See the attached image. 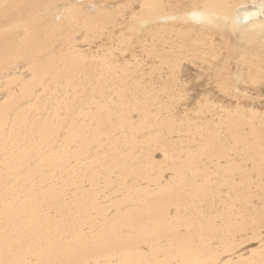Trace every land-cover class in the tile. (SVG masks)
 Returning <instances> with one entry per match:
<instances>
[{
  "label": "bare ground",
  "instance_id": "6f19581e",
  "mask_svg": "<svg viewBox=\"0 0 264 264\" xmlns=\"http://www.w3.org/2000/svg\"><path fill=\"white\" fill-rule=\"evenodd\" d=\"M77 1L0 0V101H10L0 106V264H264L262 126L245 122L255 110H222L226 132L214 136L206 117L181 118L171 101L199 80L237 101L264 97V0H134L97 16ZM58 8L65 24L48 20ZM88 38L97 50L81 53ZM128 81L153 100L168 91L162 116L123 91L112 107L104 88ZM70 86L91 93L61 107L62 125L45 129L18 111L21 101L66 98ZM246 126L254 142L243 148ZM79 143L83 155L70 153ZM145 144L161 145L165 165L135 161ZM72 161L79 173L89 164L86 180L37 178ZM116 173L132 177L115 184ZM245 236L261 238L249 257L236 254Z\"/></svg>",
  "mask_w": 264,
  "mask_h": 264
},
{
  "label": "rangeland",
  "instance_id": "374dc122",
  "mask_svg": "<svg viewBox=\"0 0 264 264\" xmlns=\"http://www.w3.org/2000/svg\"><path fill=\"white\" fill-rule=\"evenodd\" d=\"M104 1V2H103ZM130 1V2H129ZM136 1V0H135ZM134 0H78L77 2L78 3H81V7L83 6L84 8H87L86 10L87 11H89V10H91V9H93V11L95 12V13H92L93 15H96L97 16V14L99 15V13H101L103 10L105 11V10H107V9H109V10H114V8H115V10H117L118 8H121L122 6H127V5H130V3L132 2V3H136ZM99 2V3H98ZM122 2V3H121ZM129 2V3H128ZM88 4V5H87ZM101 4V5H100ZM109 4V5H108ZM115 4H117V5H115ZM123 4V5H122ZM108 5V6H107ZM113 5V6H112ZM93 6H94V8H93ZM117 6V7H116ZM106 7V8H105ZM113 7V8H112ZM98 9V11H97V9ZM102 8V9H101ZM60 9V10H59ZM62 9H65L66 10V8H58L57 10H54L53 12H51L50 14H49V16H48V20L49 21H53V22H55V23H57L58 25L60 24V25H62V24H65L67 21H68V16L66 15L67 13L65 12V11H62L61 12V10ZM59 11V12H58ZM57 12V13H56ZM65 12V14H63ZM90 12V11H89ZM51 15V16H50ZM47 16V15H46ZM65 17V18H64ZM65 20H66V22H65ZM82 40H80V42H81ZM88 41V42H87ZM85 43H86V45H84V44H82L83 42H81V44L79 43V46H80V48L82 47V48H84V50H82V48L80 49L79 47L77 48V49H79L78 51H80L81 53H82V51H96L97 49H96V46H95V44H96V41L95 40H93V39H89L88 38V40H87ZM89 42H91V43H89ZM93 44V45H92ZM85 46V47H84ZM87 48V49H86ZM86 49V50H85ZM90 60V59H89ZM92 62H97V60H94L93 61V59L91 60ZM128 83H130V81H128ZM198 83H203L202 81H197V82H190V83H187L186 85H184V91L182 90V88H180V90H178L179 92H180V95H182V94H184L185 96H186V94L187 95H189V98H187L188 96H186V98H185V96L183 97V95L181 96L182 98H180V100L178 99H174V100H171V101H174L175 102V105H174V109H175V112L177 113V111H179L178 113H180V117L181 118H183V117H189V118H191L192 117V115H194V117H195V115H197L196 117L197 118H199V119H202L203 117H206V118H204V119H207L206 121L208 122V123H212V124H214L215 126H213V128L212 129H214L215 130V132L214 131H212V132H210L211 134L210 135H214V136H216V135H219L220 134V132H218V130H221V128L219 127V123H220V117H221V114H222V116H223V114L226 112V111H228V113H230V112H233V111H238V110H241V111H245V112H248L249 110H255V112L254 113H256L257 115H254L252 118L253 119H251L250 118V116L249 115H247V116H249V119H248V117L247 116H245V119H246V121H245V119L243 120V121H245V122H247V120H248V122L250 121V122H252V121H256V124H255V126H254V128H255V130H256V128H257V131L259 130V128H258V125L257 124H259L260 126L259 127H261L262 128V132H261V129L258 131V132H261V134H263L262 135V146H264V97H263V95H262V97H259V98H256L257 97V95H255V98H256V100L257 101H255V98L254 99H252V100H250L249 98H247V99H244L243 101H237V100H235L234 98H233V95H232V92L231 91H229V96L227 95V93H228V91H227V89H225V88H223V87H218V88H216V87H214L213 85H203V86H196V84H198ZM209 82H207V84H208ZM204 84H206V83H204ZM111 85V84H110ZM129 85H130V87H129ZM133 87H132V86ZM144 86V87H143ZM149 87H150V85H148ZM214 87V88H212V87ZM121 87V88H120ZM110 86V88H107V87H105L104 88V90H106L107 92H110V93H107L106 91H105V93H106V96L108 97V95H109V99H110V101H113V104H112V107L113 106H116V107H119L120 106V100L118 99L119 98V92H121V91H123V93L126 95L127 94V97H128V100H130V101H128L129 102V104H131V105H145L144 103H146L148 106H152V104H153V106L151 107V108H149L148 107V110L149 111H153L154 112V114H159V115H161L162 116V112L160 113V111L158 112L157 111V109H161L162 110V108H160L161 107V103H162V101H166L167 99H164V100H161L160 98H164V97H162V96H165V94H166V92H167V94H168V91H163V90H160V91H162V92H160L158 89H157V91H158V94H160V93H162L161 95H157L158 96V100H156V99H154L153 100V98L151 97V93H149L150 92V90L148 89V88H146L145 87V85L144 84H140V85H138L137 84V82H135V83H130V84H127L126 86ZM130 89H129V88ZM181 87V86H180ZM204 87V88H203ZM207 87V88H206ZM137 90H136V89ZM145 88V89H144ZM223 88V89H222ZM110 89V90H109ZM178 89V88H177ZM176 89V90H177ZM188 89H190V90H188ZM72 90V88H71V86H70V88H69V91L71 92V93H69L68 94V96L66 97V98H63V97H61V98H58V96H57V98H55L54 100L53 99H46V100H44L43 101V99L41 100V101H27V102H29V103H31L32 105H30V104H27V102H25V101H21L20 103H21V107L18 109V111L19 110H23V111H21V112H24L25 110V114H27L26 115V119L27 118H29V119H33V121L32 122H30V123H32V124H34V125H37V124H39L40 123V125H42V126H44L45 127V129L46 128H48V126L49 125H52V122H53V124H60V125H62L64 122H66L67 120H68V111H66L67 109H69L70 108V105H71V103H72V101H74V99H75V101H78V100H80V101H88L86 98H85V96H87L88 94H90L91 92H89V91H91V90H86V93L85 92H83V88H81V87H78V88H76L75 90H73L74 91V93H73V91H71ZM81 90H82V92L83 93H85V94H83L82 92H81ZM93 92H95L96 91V87H94L93 88ZM135 90V91H134ZM141 90V91H140ZM188 92H187V91ZM204 90V91H203ZM208 90V91H207ZM55 91V90H54ZM58 91V90H57ZM75 91H77V92H75ZM85 91V90H84ZM134 91V92H133ZM171 91V90H170ZM173 91H175L174 89H172V92ZM207 91V92H206ZM211 91V92H210ZM59 92V91H58ZM97 92V91H96ZM114 92V93H113ZM164 92V93H163ZM185 92V93H184ZM187 92V93H186ZM202 92V93H201ZM204 92V93H203ZM208 92H210V93H208ZM138 93H139V95H138ZM149 93V95H147ZM182 93V94H181ZM208 95H207V94ZM212 93V94H211ZM214 93H216V94H214ZM59 94V93H58ZM61 94V93H60ZM59 94V95H60ZM145 94H146V96H145ZM202 94V95H201ZM214 94V95H213ZM217 94H219V95H217ZM144 95V96H143ZM201 95V96H200ZM231 95V96H230ZM261 95V94H260ZM61 96V95H60ZM59 96V97H60ZM71 96V97H70ZM137 96V97H136ZM148 96V97H147ZM160 96V97H159ZM199 96V97H198ZM204 97V100H203V97ZM205 96H206V98H205ZM207 96H208V98H207ZM210 96V97H209ZM212 96H217V97H215L216 98V101H215V98H213ZM222 96V97H221ZM227 96V97H226ZM126 97V98H127ZM141 97V98H140ZM142 97H145V98H142ZM202 97V98H201ZM220 97V98H219ZM223 97H224V99H223ZM81 98H82V100H81ZM115 98V99H114ZM136 98V99H135ZM137 98H138V100H137ZM183 98H185V99H183ZM194 99V100H192V99ZM213 99V100H211L212 101V103H210V99ZM78 99V100H77ZM108 99V100H109ZM133 99V100H132ZM205 99H206V101H205ZM220 99V100H219ZM225 99H226V101H225ZM228 99H229V101H228ZM105 101H106V99H104ZM149 100V101H148ZM183 100H184V102H183ZM186 100V101H185ZM222 100V101H221ZM235 100V101H234ZM115 101H119V103L117 102H115ZM135 101H137V103L135 102ZM143 102V103H141V102ZM157 101V102H156ZM160 101V102H159ZM169 101V100H168ZM177 101H179V102H177ZM7 103V105L10 103V101H0V106L3 108L4 107V105L3 104H1V103ZM140 102V103H139ZM153 102H155V103H153ZM183 102V103H182ZM209 102V103H208ZM214 102H215V104H214ZM5 103V104H6ZM23 103V104H22ZM27 104V106H25L24 107V105H26ZM99 103H102V101H99ZM157 103V104H156ZM183 104V105H181V104ZM185 103V104H184ZM36 104V105H35ZM60 104H61V106H60ZM177 104V105H176ZM207 104H211L210 106L209 105H207ZM220 104V105H219ZM28 105H30V106H33L36 110H34V112L35 113H33V109H29V107H28ZM180 105H181V107H180ZM213 105V106H212ZM217 105V106H216ZM146 106V105H145ZM183 106V107H182ZM207 106V107H206ZM219 106H220V108H219ZM225 106V107H224ZM22 107L25 109H22ZM26 107H27V109H26ZM47 107H48V110H47ZM58 107H59V109H58ZM61 107H64V108H67V109H63V108H61ZM165 107H166V105H165ZM199 107V108H198ZM204 107H205V109H204ZM210 107V109H208ZM218 107V108H217ZM31 108V107H30ZM40 108V109H39ZM50 108H52V109H50ZM97 108V104H95V105H93V109H96ZM113 108H115V107H113ZM146 108H147V106H146ZM153 108V110H151ZM53 109H54V111H53ZM62 109V110H61ZM213 111H215V112H213ZM216 109V110H215ZM218 109H220V111H218ZM41 110V111H40ZM65 110V111H64ZM182 110H184L183 111V113H182ZM210 110V111H209ZM224 111V113H223V111ZM0 111H1V108H0ZM37 111H39V112H41V113H39L38 112V114H37ZM62 111H64V112H66V113H64L63 115H61L63 112ZM198 111V112H197ZM204 111V112H203ZM94 113L95 112H97V110H95V111H93ZM186 112V113H185ZM202 112H203V114H202ZM211 112H212V114H213V116H212V114H211ZM218 112H220V115L218 116ZM258 112V113H257ZM59 113V115H57ZM99 113V112H98ZM138 113V112H137ZM137 113L135 114V113H133V117H137L136 115H137ZM177 113V114H178ZM205 113H207V114H205ZM208 113H210V114H208ZM260 113V114H259ZM40 114L43 116V117H41L40 116ZM48 114V115H47ZM53 114H55V115H53ZM185 114V115H184ZM202 114V115H201ZM215 114V115H214ZM231 114V113H230ZM139 115V114H138ZM182 115V116H181ZM191 115V116H190ZM199 115V116H198ZM210 115V116H209ZM40 116V117H39ZM53 118H52V117ZM209 116V117H208ZM214 117V118H212V117ZM55 117H56V119H55ZM212 118V119H210L209 120V118ZM218 117H219V119H218ZM247 117V118H246ZM39 118H41V119H39ZM42 118H44V119H42ZM28 119V121H30ZM39 119V120H38ZM55 119V120H54ZM204 119H202V120H204ZM216 120V121H214V122H212L213 120ZM133 122H135V123H137V125H138V123H139V125H140V123L141 122H139V120H138V118H133V120H132ZM56 122V123H55ZM249 122V123H250ZM257 122H259V123H257ZM262 125H261V124ZM33 125V126H34ZM46 125V126H45ZM218 125V126H217ZM83 126V125H82ZM35 127V126H34ZM216 128H217V130H216ZM219 128V129H218ZM22 130V134L23 133H26V129L24 130V129H21ZM65 129H63L62 131H64ZM246 130H247V132H245L246 134H244L245 136H247L248 138H247V140H243L242 141V143H241V146L244 148V147H246V145H252L251 143H253L254 142V136H253V131H250V129H249V127L248 126H246ZM217 131V132H216ZM222 131L224 132L225 131V129L224 128H222ZM221 131V132H222ZM249 131V132H248ZM69 132V129H66L63 133H64V135H66L67 133ZM226 132V131H225ZM251 132V133H250ZM45 134H46V137H47V139L48 140H53L54 138H53V136L52 135H49V134H47V132H45ZM148 140H149V138H147ZM184 139V138H183ZM177 140V139H176ZM176 140H174V141H176ZM229 140H231V141H234V140H232V139H229ZM57 140H55L54 141V143H53V147H57V146H59V147H61V148H58L59 150H62L63 148V143H61V144H57V143H55ZM141 141V140H140ZM145 141L146 140H142L141 142L142 143H145ZM233 143V142H232ZM260 143V142H259ZM107 144V142L106 141H104V145H106ZM147 145L149 144V143H146ZM145 144V148H143V150L141 151V153L140 154H138V155H135V161L137 162L139 159H141L142 157H143V155H148V156H151L152 158L154 157V160H155V163L153 164V165H157V166H160V165H162V164H164L165 165V161H166V159H162V157L164 156L163 154V150H161V149H159V148H161V145H159L157 148L158 149H155V148H153L152 146H151V148H146V145ZM150 145H152V142H150ZM233 147V146H232ZM149 149V150H148ZM154 149V150H153ZM58 150V151H59ZM162 151V152H161ZM63 152H55V154H62ZM65 153H68V151H65ZM70 153H80L81 155H83V152H82V148H81V145H80V143L77 145V147L76 148H73V150H71L70 151ZM154 153V154H153ZM125 155H129L130 153L129 152H125L124 153ZM162 154V155H161ZM48 155H51L50 153H48ZM158 159V160H157ZM165 160V161H164ZM142 161V160H141ZM157 161V162H156ZM162 161V162H161ZM164 161V162H163ZM250 163V162H249ZM248 163V164H249ZM61 164H59L58 166H60ZM77 165H78V161H72V163L70 164V165H68V166H66V167H64V168H62V169H60V170H58V171H56L54 174H53V172L48 168V167H50V165H48V164H46V165H44V166H46V167H44L43 168V170H44V172L42 171L41 172V174L37 177V178H47V175L48 176H53V177H56L57 179L59 178V179H61V181L62 182H65L66 180H70V181H84V180H86V177L85 176H87V167H88V165L89 164H87V166L83 169V171L81 172V173H79V172H77V171H75V169L77 168ZM57 166V167H58ZM65 168H67V169H65ZM63 169H65V170H63ZM61 170H63V171H61ZM31 171H33V170H31ZM65 171H68V172H65ZM251 172V171H250ZM64 173V174H63ZM68 173V174H67ZM69 175V176H68ZM132 176H123V175H120L119 173H116L114 176H113V180H115V184H118L119 182H120V180L121 179H126V180H129L130 178H131ZM101 183H102V181H103V183H104V179H105V176L103 175V178L101 177ZM103 183H102V186H104L103 185ZM113 184H114V182H112ZM111 183V184H112ZM112 184V185H113ZM114 184V185H115ZM7 186H9V185H7ZM7 186H3V187H1V189H2V194H3V190H4V188H6ZM111 189V188H110ZM257 200V201H256ZM254 202H258V199H254ZM257 204H259V203H257ZM250 238V239H249ZM261 238H253L252 236H250V237H248V236H245L243 239H242V241H239L238 242V244L236 243V247H237V250H236V254H239V255H244L245 257H249V256H251L252 254V252H254V251H258L259 250V248H260V245H261V240H260ZM238 245V246H237ZM256 247H257V249H256ZM256 249V250H255ZM237 252H239V253H237ZM238 256V255H237Z\"/></svg>",
  "mask_w": 264,
  "mask_h": 264
}]
</instances>
